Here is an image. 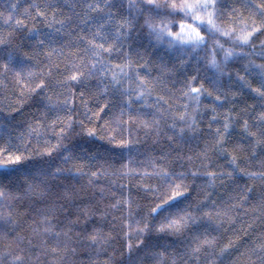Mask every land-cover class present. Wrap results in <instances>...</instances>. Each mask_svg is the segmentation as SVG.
<instances>
[{
	"label": "clouds",
	"instance_id": "1",
	"mask_svg": "<svg viewBox=\"0 0 264 264\" xmlns=\"http://www.w3.org/2000/svg\"><path fill=\"white\" fill-rule=\"evenodd\" d=\"M0 264H264V0H0Z\"/></svg>",
	"mask_w": 264,
	"mask_h": 264
},
{
	"label": "snow or ice",
	"instance_id": "2",
	"mask_svg": "<svg viewBox=\"0 0 264 264\" xmlns=\"http://www.w3.org/2000/svg\"><path fill=\"white\" fill-rule=\"evenodd\" d=\"M92 131H94V130H92ZM17 159H19V157H17Z\"/></svg>",
	"mask_w": 264,
	"mask_h": 264
}]
</instances>
